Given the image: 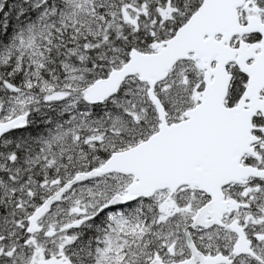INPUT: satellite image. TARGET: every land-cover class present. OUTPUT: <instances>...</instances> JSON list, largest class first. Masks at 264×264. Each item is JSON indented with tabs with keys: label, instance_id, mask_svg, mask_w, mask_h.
I'll list each match as a JSON object with an SVG mask.
<instances>
[{
	"label": "snow or ice",
	"instance_id": "6c2138e0",
	"mask_svg": "<svg viewBox=\"0 0 264 264\" xmlns=\"http://www.w3.org/2000/svg\"><path fill=\"white\" fill-rule=\"evenodd\" d=\"M0 264H264V0H0Z\"/></svg>",
	"mask_w": 264,
	"mask_h": 264
}]
</instances>
